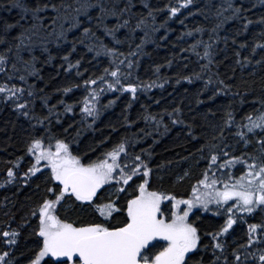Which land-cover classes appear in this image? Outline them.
I'll list each match as a JSON object with an SVG mask.
<instances>
[{"label":"trees","instance_id":"16d2710c","mask_svg":"<svg viewBox=\"0 0 264 264\" xmlns=\"http://www.w3.org/2000/svg\"><path fill=\"white\" fill-rule=\"evenodd\" d=\"M13 2L0 0V54L8 58L0 71V85L15 84L25 89L31 87L32 91L31 96L26 91L17 101L29 100V107L25 109L29 116H24L15 107L13 98L0 93V233L19 232L13 247H8L0 235V252L8 251V259L14 264H29L42 246L38 219L30 213L47 195L46 189L53 186L49 183L50 169L42 167L29 177L23 176L35 162L27 151L35 138H44L45 144L53 145L56 139H62L70 144L73 154L80 155L85 162L102 158L104 152L125 141L129 153L126 163L131 164L139 155L152 169L150 190L177 193V198L185 199L192 195V186L212 163L211 146H217L218 155L227 153L221 155V159L215 162L217 164L232 156L242 157L241 162L229 168H212L210 171L218 179H227L235 173L241 175L247 170L243 159L251 163L253 157H262L264 146L259 141L264 138V131L256 129L242 138L239 131L247 132V129H238L235 124L223 125L229 111L234 113L237 123H247L242 117L264 108L261 104L264 101V47H257L264 45V0H192L175 16L170 15L169 9L178 6L179 0H130L131 10L120 21L128 20L129 23L116 32L120 43L107 36L103 28H96L94 21L82 25L92 27L108 47L118 49L116 58L103 52L97 55L89 49L92 40L88 38H84L82 44L77 43L73 50L72 40L82 38V27L73 29L68 33V40L60 43L48 37L49 43L41 44L45 38L42 33L33 37L34 44H25L17 55L14 45L19 41L14 37L19 35L21 25L27 27L31 21L20 19L21 9L13 7ZM23 2L34 7L37 2L46 3L48 0ZM52 2L59 4L60 0ZM229 2L242 5L245 11L233 18L232 9L227 7ZM127 3L129 0H105L107 6L116 4L119 8ZM150 10H156L152 16L148 15ZM42 15L52 17L55 13L49 9ZM141 19L143 23L137 27ZM249 20L251 23L245 30L244 24ZM117 22V17L105 21L109 27ZM6 24L16 26L5 31ZM200 28L202 32L197 31ZM197 41L203 43L197 44ZM206 44H211V63L204 55ZM9 48L12 49L10 52ZM66 55L68 60L64 59ZM77 60L80 61L78 67L75 66ZM119 61L124 63L119 64ZM129 61L131 68L128 67ZM26 63L34 65L35 74L31 68L26 69ZM69 63L74 66L69 68ZM117 66L120 67V84L115 88L109 89L99 80L96 85H84L85 80L101 76L108 82L115 81L110 71ZM105 69H109L108 75ZM21 76L25 77L23 81ZM221 80L223 84H220ZM128 83L137 85L135 96L131 90H120L122 84ZM140 85L153 86L141 88ZM66 87L71 91L64 92ZM92 87L102 90L95 101L99 112L96 116H88L83 111L84 98L89 96ZM67 106L72 110L67 111ZM175 109H180L179 113ZM175 120L182 122L173 123ZM221 129L223 136L220 135ZM9 168L15 173L12 180L7 176ZM25 179L27 183H24ZM140 182L136 181L137 184ZM113 192L114 189L108 188L103 199L119 195L121 211L114 212L107 221L93 205L76 201L74 197L62 202L57 214L77 225L107 222L109 226H120L126 217L125 202L136 194L135 185L126 187L124 193ZM200 212L226 215L224 208L215 204H210L208 209L196 206L192 210L195 215ZM257 213L255 221L251 213H236L241 224L226 233L229 234L226 244L230 247L231 264H235L237 251L256 253L255 257L249 256L245 264H260L258 255L264 253V231H261L264 209H258ZM196 222L201 232L207 234L205 236L224 225L222 219L212 216ZM250 224L258 226L256 243L251 244V251L247 244ZM204 242L207 247L212 245L208 239ZM58 259L66 258L44 257L41 264H54ZM211 259L207 249L191 255L192 264H207Z\"/></svg>","mask_w":264,"mask_h":264},{"label":"snow or ice","instance_id":"6c2138e0","mask_svg":"<svg viewBox=\"0 0 264 264\" xmlns=\"http://www.w3.org/2000/svg\"><path fill=\"white\" fill-rule=\"evenodd\" d=\"M191 3L192 0H179L178 6L170 7V15L175 16L181 8ZM12 6L21 9V20L31 21L27 27L21 25L19 35L14 37L19 41L14 45L18 50L17 55L25 44L35 43L33 37H38L43 33L45 38L40 41L41 44L49 43L48 37L60 43L68 40V33L73 29H80L85 23L91 24L93 21L96 28H103L107 36H111L116 43H120L116 39V32L129 23L128 20L120 21L132 7L130 0L123 8L117 7L116 4L107 6L105 0H60L59 4L48 0L46 3L37 2L34 7L26 5L23 0H14ZM227 7L232 9L233 18H237L242 11H245L242 5L236 6L231 2ZM49 9L55 13L54 16L45 17L42 15ZM153 11L156 10H150L148 15L152 16ZM94 13L97 14L94 15ZM219 14L217 13V15ZM109 17H117V24L109 27L105 23ZM142 23L143 19L137 22V27ZM249 23H251L250 20L244 24L245 30ZM15 26L6 24L5 31ZM197 31L202 32L203 29L200 28ZM81 37L73 38V50L77 43L82 44L84 38H88L92 40V43L88 45L90 50H94L97 55L103 52L116 58L118 49L108 47L101 37L96 36L92 27H82ZM196 43L203 42L197 41ZM243 46L241 45V47ZM137 47L139 48V46ZM195 47L196 44L193 45V49ZM257 47H264V45H257ZM210 48L211 44L205 45L204 55L209 58L211 63ZM11 50V48L8 49L9 52ZM252 51L254 52L255 48ZM130 55H134V53H130ZM7 59L5 55L0 54V71H3V65L7 63ZM64 59L68 60L69 56L66 55ZM123 63L124 61H119V64ZM79 64L80 61L77 60L75 66L78 67ZM73 66L72 63L68 65L69 68ZM25 67L26 69L31 68L32 74H35L34 65L26 63ZM128 67H132L130 61ZM13 68H15V64H13ZM105 74H109V69H105ZM110 76L115 77V81L108 82L104 76H101L85 80L83 83L85 86L96 85L99 80L107 88L113 89L117 84H120V67L117 66L115 70L110 71ZM24 79V76L20 77L21 81ZM185 79H190V77H185ZM223 83L221 80L220 84ZM152 86L140 85L141 88ZM73 87L78 86L74 85ZM120 90H131L132 95L135 96L137 85L122 84ZM26 91L29 96L32 95L31 87L25 89L23 86L15 84L0 85V93L6 94L8 98H13L15 107L24 116H29V111L25 110L29 107V100L24 99L23 103L17 102L23 98ZM63 91H71V88L66 87ZM100 91L102 90L92 87L89 96L84 98L83 111L88 116L99 114L95 101L100 95ZM109 103L111 104L113 101ZM261 104L264 105V101H261ZM71 110V106H67V111ZM174 111L179 113L180 109ZM150 118L156 119L155 117ZM242 120L247 123H237L234 113L229 111L226 113L223 127L235 124L238 129H247V132L239 131L238 134L242 138L256 129L264 131V108L257 110L255 114H247L242 117ZM181 122L180 120L173 121V123ZM220 135L223 136L222 129ZM259 142L264 146V138H261ZM245 143H248L247 139H245ZM216 147L213 145L210 149L212 163H209L208 169L202 173V178L192 186V195L188 199H184L183 197L177 198L171 193L150 190L152 169L139 155L133 158L131 164L126 163L129 153L125 141H121L111 150L104 152L102 158L85 162L80 155L73 154L70 144L62 139H56L54 145L45 144L44 138L33 139L27 151L34 157L35 162L23 173V176L29 177L39 172L42 167L50 169L49 183L53 186L46 189L47 195L30 213L31 216L38 219V235L42 238V246L29 264H41L44 257L66 258L58 259L54 264H69V261L71 264H192L191 255L195 254L193 250H196L200 245L201 233L197 226L190 221L189 216L194 207L201 206L208 209L210 204H215L218 208L223 207L227 214L224 225L219 232L212 235V238L217 241L213 245V252L216 249H223V243L219 242L217 238L228 233L236 223L233 216L237 212L253 213L258 207H264V147L261 149V158L253 157L251 163L247 159H243L242 162L247 167L245 172L238 177L229 175L227 179H218L216 174L210 170L234 166L241 162L242 157L232 156L231 159L223 160L217 164L215 162L221 159V155L226 156L227 153L218 155ZM7 176L9 180L15 178L12 168L7 170ZM137 180L141 182L137 184ZM27 182L25 179L24 183ZM130 182L132 183L130 184ZM132 185H135L136 194L126 200L124 205L126 217L120 226H109L107 222L77 225L61 219L57 214L58 206L74 197L76 201L88 202L93 205L99 215L107 221L114 212L119 213L121 209L118 205L119 195L104 200L103 193L108 188L114 189L116 194L124 193L126 187H132ZM165 200H168L172 208L175 209L174 211L170 209L167 215L162 208V202ZM173 201L174 204H172ZM181 205H185V207L181 208ZM257 227L255 224L248 226V245L257 239L253 235L256 233ZM261 231H264V226L261 227ZM0 235L5 238L8 247H13L19 232L17 230L4 231ZM204 247L206 248L207 245ZM241 247L246 248L244 245ZM242 255L243 261L241 260ZM256 255V253L247 251L244 253L237 251L235 252V264H245L249 256L255 257ZM8 257V251L0 252V264H14ZM258 260L260 264H264V253L258 255Z\"/></svg>","mask_w":264,"mask_h":264},{"label":"flooded vegetation","instance_id":"af4514ba","mask_svg":"<svg viewBox=\"0 0 264 264\" xmlns=\"http://www.w3.org/2000/svg\"><path fill=\"white\" fill-rule=\"evenodd\" d=\"M239 174L240 173H235L232 176L233 177H238V176H240ZM173 195H175L177 197V193H175V194L173 193ZM168 204H169V201L168 200H165V201L162 202V208L164 209L166 215L168 214V212H169L170 209L173 210V211L175 210L174 208H172V205L171 204H169V206H168ZM172 204H174V201L172 202ZM184 207L185 206H181V208H184ZM258 209H262L263 210L264 207H258L257 209L254 210L253 213H251L252 218H253L254 221H255V219H257L256 216L258 215V213H257V210ZM199 210H201V208H199ZM205 216H212V217H214L216 219H222V223L221 224H224L225 221H226V219H227V214L226 215H220V214H216V213L211 214V213H203V212H200V213H198L196 215L194 213H192V214H190L189 219L199 229L196 220L197 221L198 220L200 221L201 218H203ZM237 217H238L237 214H235L233 216V219L236 221V223L233 224L232 228L229 229V232H231L235 227H237V226H239L241 224L239 222V219H237ZM219 229L220 228L218 227L217 230H215L213 232H210L211 234L209 236H205V233L204 232H201V230L199 229L200 230V233H201V242H200V245H198V248L196 250H193V251L196 253V252L202 251L204 249H207L210 252L211 256H212L211 261L209 263H207V264H231V258L229 257L230 247L226 244V241L228 240L227 239V236L229 234H223L221 237H218L217 238L219 240V242L223 243L224 248L223 249H216L215 252H213V245L217 241L212 238V235L215 234V233H217V232H219ZM253 235L256 236L255 233ZM205 239H208L212 243V245L210 247H206V248L204 247L206 245V244H203V243H205L204 242ZM246 241H247V236H246V239L244 240V242H246ZM244 242H240V243H244ZM255 243H256V239L253 241L252 246H254ZM252 246L250 245V251L252 250ZM217 257H219V259H216ZM195 264H199V263H195ZM202 264H204V263H202Z\"/></svg>","mask_w":264,"mask_h":264},{"label":"rangeland","instance_id":"374dc122","mask_svg":"<svg viewBox=\"0 0 264 264\" xmlns=\"http://www.w3.org/2000/svg\"><path fill=\"white\" fill-rule=\"evenodd\" d=\"M69 222V221H68ZM70 223H72V222H70Z\"/></svg>","mask_w":264,"mask_h":264}]
</instances>
